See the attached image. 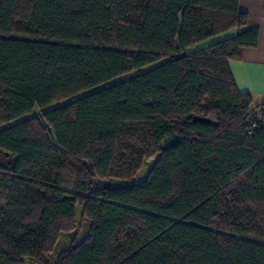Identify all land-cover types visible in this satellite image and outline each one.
<instances>
[{
	"label": "trees",
	"instance_id": "1",
	"mask_svg": "<svg viewBox=\"0 0 264 264\" xmlns=\"http://www.w3.org/2000/svg\"><path fill=\"white\" fill-rule=\"evenodd\" d=\"M238 4L0 0V264H264V103L228 67L258 29L235 33Z\"/></svg>",
	"mask_w": 264,
	"mask_h": 264
},
{
	"label": "crops",
	"instance_id": "2",
	"mask_svg": "<svg viewBox=\"0 0 264 264\" xmlns=\"http://www.w3.org/2000/svg\"><path fill=\"white\" fill-rule=\"evenodd\" d=\"M239 9L248 17L247 25L235 33L256 27L257 43L241 47L239 57L228 62V67L239 92L248 93L254 105L264 103V0H239Z\"/></svg>",
	"mask_w": 264,
	"mask_h": 264
},
{
	"label": "rangeland",
	"instance_id": "3",
	"mask_svg": "<svg viewBox=\"0 0 264 264\" xmlns=\"http://www.w3.org/2000/svg\"><path fill=\"white\" fill-rule=\"evenodd\" d=\"M231 34H232V31H230V30L229 31H225L223 33H220L218 35H215L213 37H210V38H208V39H206V40H204L202 42H198V43H195V44L189 46L186 51L187 52H191V51H194V50L203 48V47H205L207 45H210V44H212V43H214L216 41H219L221 39H224L226 37H229V36H231ZM164 61H166V59H162V60L157 61V62H155V63H153V64H151L149 66H146L145 68L141 69L140 71H144V70L150 69L152 67H155V66L161 64ZM135 74H136L135 71L130 72V73L126 74V75H123V76H120V77L114 79L113 81L109 82L108 84L115 83V82H118V81H122L124 79H127L129 77L134 76ZM103 86H100V87H103ZM69 100L70 99L57 101V102L53 103L52 105L44 108L43 110H46V109L55 107L57 105H61V104L65 103V102H67ZM30 116H32V114L28 115L27 117H30ZM1 159H3V157H1ZM2 162H5V161L2 160ZM148 165H149V163H145L143 165L142 169L140 170V172L138 173V175L136 177L137 180L142 177V175L144 174L145 170L148 168ZM74 223H75V225H74L75 226L74 232H76L78 239L83 238L85 236V234L87 233V231H88V223L85 220H82L80 218L79 211L77 213L76 219L74 220ZM60 245L61 244H58V246L56 248V251L60 249ZM25 264H30V263L28 261H26Z\"/></svg>",
	"mask_w": 264,
	"mask_h": 264
},
{
	"label": "built area",
	"instance_id": "4",
	"mask_svg": "<svg viewBox=\"0 0 264 264\" xmlns=\"http://www.w3.org/2000/svg\"><path fill=\"white\" fill-rule=\"evenodd\" d=\"M262 113H264V111L258 109V110L256 111L257 118H260L261 115H262Z\"/></svg>",
	"mask_w": 264,
	"mask_h": 264
}]
</instances>
